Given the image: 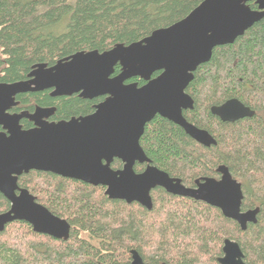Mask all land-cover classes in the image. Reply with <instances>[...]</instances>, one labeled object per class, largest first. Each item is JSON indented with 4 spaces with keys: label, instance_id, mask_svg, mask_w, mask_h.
<instances>
[{
    "label": "trees",
    "instance_id": "trees-1",
    "mask_svg": "<svg viewBox=\"0 0 264 264\" xmlns=\"http://www.w3.org/2000/svg\"><path fill=\"white\" fill-rule=\"evenodd\" d=\"M200 1L0 0V81L26 77L37 62L51 65L77 51L140 40L183 18ZM247 3L256 7L253 0ZM128 81L144 83L138 76ZM185 90L193 98L185 117L207 129L216 143L202 145L156 114L144 126L141 147L152 164L186 185L200 176L217 177L216 168L225 164L241 182V209L259 207L254 223L241 229L217 207L160 187L151 190L152 207L147 209L107 197L101 185L29 170L18 177L19 185L69 222V236L35 232L24 220L9 222L0 231V264L128 263L132 248L146 264H220L216 257L226 237L239 243L247 263L264 264V17L232 43L215 46ZM231 97L254 114L228 122L210 112L211 105ZM17 99L29 110L35 104L54 105L53 117L61 120L91 113L102 97H53L43 90ZM142 165L134 169L140 171ZM121 166L119 159L112 160V168ZM8 208L0 193V212Z\"/></svg>",
    "mask_w": 264,
    "mask_h": 264
},
{
    "label": "water",
    "instance_id": "water-1",
    "mask_svg": "<svg viewBox=\"0 0 264 264\" xmlns=\"http://www.w3.org/2000/svg\"><path fill=\"white\" fill-rule=\"evenodd\" d=\"M248 1L201 0L183 18L140 40L116 43L102 51H77L51 65L37 62L28 79L0 81V125L6 130L0 131V193L9 201V208L0 212V231L9 222L24 220L35 232L63 239L69 236L70 224L65 218L18 186V175L30 169L101 185L107 197L135 201L147 209L152 207L151 190L161 187L173 195L217 207L241 229L254 223L259 207L241 209V182L225 164L216 168L219 177L200 176L193 185H185L180 177L152 164L139 143L145 124L156 114L179 125L202 145L216 143L207 129L183 115V110L193 107V98L185 89L215 46L232 43L264 17V0H253L255 8ZM116 65L119 71L114 73ZM136 76L144 83L126 82ZM45 89H51L52 96L78 93L83 98H104L91 113L58 121L42 120L52 114V107L37 106L32 113L8 112L17 93ZM210 112L228 122L254 114L237 97L211 105ZM22 117L34 120L35 126L22 129ZM114 158L122 167H111ZM136 162L146 163L145 168L136 172ZM129 252V262L118 264H146L136 249ZM216 260L220 264H249L239 243L228 237L223 239Z\"/></svg>",
    "mask_w": 264,
    "mask_h": 264
},
{
    "label": "flooded vegetation",
    "instance_id": "flooded-vegetation-1",
    "mask_svg": "<svg viewBox=\"0 0 264 264\" xmlns=\"http://www.w3.org/2000/svg\"><path fill=\"white\" fill-rule=\"evenodd\" d=\"M116 66H118V65H116ZM115 66V67H116ZM118 68H119V66H118ZM119 71V70H118ZM30 72V71H29ZM28 72V73H29ZM28 73L26 74V77H24V78H22V79H20V80H23V79H28L29 78V76H28ZM114 73H117V72H114ZM129 80V79H128ZM128 80H126V82H134V81H128ZM41 91H43V90H41ZM45 91H47L48 92V94L50 95V96H52L51 94H50V91H51V89H45ZM26 92H29V91H26ZM21 93H24V92H21ZM21 93H17L15 96H14V100H15V104L13 105V106H11L10 108H9V110H8V112H10V113H19V112H23V111H25V112H27V113H32L34 110H35V108L37 107V106H40V107H52L54 110H55V106L54 105H49V106H43V105H38V104H35L34 106H33V108L31 109V110H29V109H26L25 108V105H23V104H21L20 105V101H19V99H17V96L19 95V94H21ZM76 94H78V93H76ZM68 96V95H67ZM53 97H55V96H53ZM97 97H102V99L104 98V96H97ZM94 98H96V97H94ZM88 99H90V98H88ZM101 99V100H102ZM100 100V101H101ZM99 102V101H98ZM97 102V103H98ZM54 110H53V112H52V114L50 115V116H48V117H46V118H42V120H46V121H58V120H60V119H55L54 117H53V115H54ZM186 110V109H185ZM183 115H184V110H183ZM185 116V115H184ZM186 118V117H185ZM187 119V118H186ZM188 120V119H187ZM22 121V122H21ZM23 121H25V123H26V126H24L23 125ZM189 121V120H188ZM191 122V121H190ZM19 123H20V125H21V128L22 129H29V128H32V127H34L35 126V122H34V120H31V119H29L28 117H22V118H20V120H19ZM193 123V122H192ZM202 128V127H201ZM0 131H4V132H6V130L5 129H3L2 128V126L0 125ZM114 159H116V158H114ZM138 162H136L135 164H137ZM121 164H122V162H121ZM135 164H134V166H133V168L135 167ZM139 164H143L142 166H143V168L140 170V171H142L144 168H145V166H146V163H139ZM122 167V166H121ZM30 170H37V169H30ZM135 170V169H134ZM29 171V170H28ZM27 171V172H28ZM38 171H43V172H49V173H53V172H51V171H45V170H38ZM136 171V170H135ZM140 171H136V172H140ZM23 173H26V172H23ZM22 174V173H21ZM20 174V175H21ZM53 174H56V173H53ZM20 175H18V177L20 176ZM56 175H59V174H56ZM59 176H61V175H59ZM18 177H17V184H18V186L19 187H22V186H20L19 185V183H18ZM217 177H219V173H218V176ZM182 181V180H181ZM183 183V182H182ZM186 185V184H185ZM25 188V187H24ZM161 188V187H160ZM154 189V188H153ZM152 189V190H153ZM16 192H18V190H16ZM30 192V191H29ZM150 194H151V192H150ZM9 202V201H8ZM43 234V233H42ZM47 235V234H46Z\"/></svg>",
    "mask_w": 264,
    "mask_h": 264
}]
</instances>
